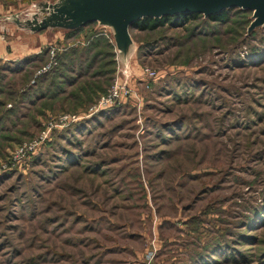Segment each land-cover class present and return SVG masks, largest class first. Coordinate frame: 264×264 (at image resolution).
Masks as SVG:
<instances>
[{
    "label": "rangeland",
    "instance_id": "obj_1",
    "mask_svg": "<svg viewBox=\"0 0 264 264\" xmlns=\"http://www.w3.org/2000/svg\"><path fill=\"white\" fill-rule=\"evenodd\" d=\"M249 15L132 29L126 71L108 28L0 27L32 47L0 56V264H264V27L248 32ZM82 48L93 62L43 77L57 92L11 124L23 90L37 96ZM115 84L121 96L101 104Z\"/></svg>",
    "mask_w": 264,
    "mask_h": 264
},
{
    "label": "water",
    "instance_id": "obj_2",
    "mask_svg": "<svg viewBox=\"0 0 264 264\" xmlns=\"http://www.w3.org/2000/svg\"><path fill=\"white\" fill-rule=\"evenodd\" d=\"M234 7L252 12L248 32L264 27V0H40L31 3L28 9L0 15V27L11 24L15 31L33 34L44 29L76 30L96 22L109 29L126 71L135 46L129 33L133 22L143 17L180 13H200L207 17ZM14 29L8 30L14 34Z\"/></svg>",
    "mask_w": 264,
    "mask_h": 264
},
{
    "label": "trees",
    "instance_id": "obj_3",
    "mask_svg": "<svg viewBox=\"0 0 264 264\" xmlns=\"http://www.w3.org/2000/svg\"><path fill=\"white\" fill-rule=\"evenodd\" d=\"M33 1H37V0H33ZM232 12H234V13L235 12H237V13H244V14L249 13L250 15L248 17V21L249 22L251 21V19H250V16L252 14L251 11H249V10H242V9H238V8L234 7V8L224 9V10H222V11H220V12L214 14V15H209L207 17H204L200 13H180V14H175V15H170V16H161V17H143V18H141V19L133 22L129 26V32L132 29L138 30L139 32H144L145 33V32H154V31H157V30H159L161 28H170V29L181 28V27L186 26L191 20H193V19H195L197 17H202L204 19V21H210V22H215V23H223L225 21H228V19L230 18V13H232ZM91 24L97 25L96 22L87 23L86 25L81 26V27H79L76 30L64 31V34L65 35L73 36L76 33L80 32L82 28H84V27H86L88 25H91ZM257 29H261V28H257ZM109 36H111V35H109ZM110 38L112 39V37H110ZM132 38H133V36H132ZM152 41H153V38H151V37L150 38H147V39H143V40L136 41V43L138 45L137 50H136L137 51V57L136 58H139L141 49L150 46V44L152 43ZM83 49H85V48H82V50L73 49V50L68 51L67 53H69V54L66 53L67 54L66 55V58L67 57H70V59L69 58L63 59V57L61 58V55H60L59 60H58V64L56 66H52L51 69H49L46 73H44L43 75H41V77H39L35 81V84L34 85L35 86L38 85V87H41L40 90L42 92H39L37 94V96H34L30 100H28L29 97L26 96L28 94V92L25 93L26 89H24L23 92H22V98H21L24 102H21L19 100V102L17 103V102L14 101V104H13L12 108L6 110L7 112L5 114H7L9 117H13L14 120L16 118L19 119L18 114L19 113L21 114V107L23 106L24 103L28 104V106L30 104L32 106H34V105H37L38 102L47 99V95H51L52 92H54V93L57 92L56 90H58V89H54L55 91L54 90L53 91H50L49 90L50 92L46 95L45 93H47V92H45V90H42L43 89V85H42V80L41 79L43 77H45V76H47L49 74H52L55 71H57L58 70V67L59 68L60 67H66L64 65H67V66L71 67V70H69V69H65V70L75 73V71H77V69L78 70L84 69L85 68V64L86 65L91 64L93 62L92 61L93 58H91V57H93V55L91 57H88L87 59H85V54H84L85 52H84ZM46 53H47L46 50H42V53L41 54H43L44 56H46ZM27 59L28 58H25V59H22V60H19V61L16 62L18 65H20V64L22 65V64L25 63L24 66H22L20 69H18L16 71V73L25 72L26 71L25 70V67L28 64L27 62L34 61L31 58V59H29L26 62ZM66 60H67V62H66ZM83 77H84L83 75H80V77H78V79H76L72 83H69V85L73 87ZM95 90L98 91L99 89L96 88ZM83 91H84V89H80V93H82ZM61 93L66 94L67 92H61ZM0 115H1V113H0ZM22 116H25V115H22ZM5 122H6V120L4 118H2V116H0V125H1V127H3V125H4ZM11 124H13L15 126V125H18L19 123H18V121L15 120ZM11 124H9V127H10Z\"/></svg>",
    "mask_w": 264,
    "mask_h": 264
},
{
    "label": "crops",
    "instance_id": "obj_4",
    "mask_svg": "<svg viewBox=\"0 0 264 264\" xmlns=\"http://www.w3.org/2000/svg\"><path fill=\"white\" fill-rule=\"evenodd\" d=\"M2 8L3 7L0 5V15H3ZM2 27H5V26H2ZM7 45L10 47V49L7 48ZM31 48L32 47L22 42L20 36L16 34L10 35V39L8 42H5L3 36L0 35V56H4V55L16 56L17 55V56L22 57L25 55V53L28 52L29 49L31 50ZM33 48L35 49V47Z\"/></svg>",
    "mask_w": 264,
    "mask_h": 264
},
{
    "label": "built area",
    "instance_id": "obj_5",
    "mask_svg": "<svg viewBox=\"0 0 264 264\" xmlns=\"http://www.w3.org/2000/svg\"><path fill=\"white\" fill-rule=\"evenodd\" d=\"M124 87V86H122ZM122 94V88L119 87L118 85L112 86V88L109 91V95L106 98H102L101 104H110L115 102ZM66 120V116L61 117V122ZM31 146L30 148H32ZM26 149L25 147H19L15 151L16 156H20V154Z\"/></svg>",
    "mask_w": 264,
    "mask_h": 264
}]
</instances>
